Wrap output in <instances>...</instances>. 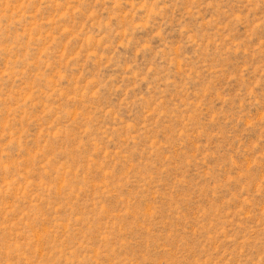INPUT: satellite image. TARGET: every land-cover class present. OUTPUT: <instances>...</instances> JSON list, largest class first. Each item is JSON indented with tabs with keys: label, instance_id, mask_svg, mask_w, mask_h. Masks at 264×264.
I'll use <instances>...</instances> for the list:
<instances>
[{
	"label": "rangeland",
	"instance_id": "obj_1",
	"mask_svg": "<svg viewBox=\"0 0 264 264\" xmlns=\"http://www.w3.org/2000/svg\"><path fill=\"white\" fill-rule=\"evenodd\" d=\"M0 264H264V0H0Z\"/></svg>",
	"mask_w": 264,
	"mask_h": 264
}]
</instances>
